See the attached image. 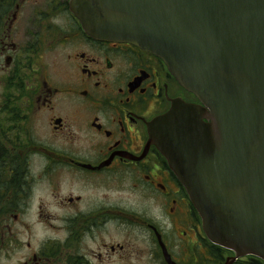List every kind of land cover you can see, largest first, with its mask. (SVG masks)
<instances>
[{
	"label": "flooded vegetation",
	"instance_id": "1",
	"mask_svg": "<svg viewBox=\"0 0 264 264\" xmlns=\"http://www.w3.org/2000/svg\"><path fill=\"white\" fill-rule=\"evenodd\" d=\"M70 1L0 0V264H168L161 241L177 263L215 264L148 145L172 100L195 96L154 53L87 34ZM151 199L170 208V230Z\"/></svg>",
	"mask_w": 264,
	"mask_h": 264
},
{
	"label": "water",
	"instance_id": "2",
	"mask_svg": "<svg viewBox=\"0 0 264 264\" xmlns=\"http://www.w3.org/2000/svg\"><path fill=\"white\" fill-rule=\"evenodd\" d=\"M70 9L90 36L162 58L198 99L172 100L149 124L148 145L209 241L233 253L224 264L264 261V0H71Z\"/></svg>",
	"mask_w": 264,
	"mask_h": 264
},
{
	"label": "rangeland",
	"instance_id": "3",
	"mask_svg": "<svg viewBox=\"0 0 264 264\" xmlns=\"http://www.w3.org/2000/svg\"><path fill=\"white\" fill-rule=\"evenodd\" d=\"M146 202L147 201H144V200H142V201H140L139 202V206H141V207H145V206H147L146 205ZM138 206V207H139ZM137 207V206H136ZM146 209H147V211H148V213H149V215L151 216V217H153V218H155L156 220H158L165 228H169V230H170V222H169V218H170V216H171V211H170V208L168 207H162V206H159L157 203H155V201L154 200H150L149 202H148V206L146 207ZM179 211H180V208H179ZM133 218H135V219H137L138 221H140V222H142V223H144V221L142 220V219H140V218H138V217H133ZM184 229L183 228H181V227H179L178 229H177V231H178V233L180 234V235H182V231H183ZM139 234V233H138ZM134 237H135V240H137V241H141V235L139 234V235H137L136 233H134ZM224 255H225V257L226 256H228L229 255V253L228 252H225V253H223ZM242 260H241V262H239L238 264H248L247 262V260H248V258L247 257H242L241 258ZM223 264V263H222Z\"/></svg>",
	"mask_w": 264,
	"mask_h": 264
},
{
	"label": "trees",
	"instance_id": "4",
	"mask_svg": "<svg viewBox=\"0 0 264 264\" xmlns=\"http://www.w3.org/2000/svg\"><path fill=\"white\" fill-rule=\"evenodd\" d=\"M213 246H214V249H213L212 252H213V255L215 257V264H222L225 261V259H226L225 255L223 254V253L226 252V250L221 249V247H219L217 245H213ZM247 258H248V260H247L248 261L247 262L248 264H262V263H264L261 260L256 259V258H253L251 256H247ZM241 260L242 259H239L234 264H238L239 262H241Z\"/></svg>",
	"mask_w": 264,
	"mask_h": 264
}]
</instances>
